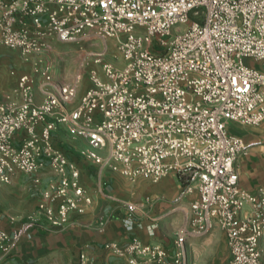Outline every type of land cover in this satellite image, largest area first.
<instances>
[{"label":"built area","instance_id":"obj_1","mask_svg":"<svg viewBox=\"0 0 264 264\" xmlns=\"http://www.w3.org/2000/svg\"><path fill=\"white\" fill-rule=\"evenodd\" d=\"M92 39L114 40L124 63L106 60L105 50L88 53L84 60L101 64L103 76L91 68L74 105L82 75L57 82L51 53L57 43ZM0 41L26 58L38 55L17 78L18 99L0 101V187L17 171L35 175V184L47 166L53 173L36 210L12 232L0 226L1 254L41 220L62 228L92 203L77 162L55 140L64 127L86 141L84 159L131 181L174 174L178 199L198 194L172 251L132 236L106 242L113 255L129 264H187V238L218 223L226 264H264V189L240 186L235 162L249 144L228 130L230 122L264 121V69L251 63H264V0H0ZM125 207L132 230L137 205ZM79 259L89 262L85 251Z\"/></svg>","mask_w":264,"mask_h":264},{"label":"crops","instance_id":"obj_2","mask_svg":"<svg viewBox=\"0 0 264 264\" xmlns=\"http://www.w3.org/2000/svg\"><path fill=\"white\" fill-rule=\"evenodd\" d=\"M16 82L17 77L14 81L5 70L0 71V101L6 100L8 93L18 99L13 93ZM228 130L249 144L247 153L239 155L235 162L240 186L249 191L264 189V121L258 125L230 122ZM56 135L55 131L54 137ZM75 141L81 147L86 144L83 138ZM56 142L77 162L81 182L92 203L83 213H72L65 227H48L45 220H41L32 227L31 236H23L10 254L0 253V264H81L82 251L89 257L87 264H129L126 259L106 250L104 244L111 240L125 243L132 236H138L145 243L161 244L172 251L177 232L190 214V203L198 196L196 192L178 199L182 185L174 174L157 182L143 177L131 181L107 165L81 157L78 154L81 147L72 153L60 140ZM20 174L26 173L17 171L11 180L13 184L0 187V226L9 232L18 228L21 221L36 210L40 191L53 176L47 166L37 175L40 184L34 183L36 176L31 174L26 175L33 177V184H20ZM127 202L137 205L132 230L125 225ZM12 216L17 220L12 221ZM152 224H156L153 230L150 229ZM191 237L194 238L188 240ZM188 238L187 264H226L229 260L226 234L218 223L207 234ZM261 247H264V236Z\"/></svg>","mask_w":264,"mask_h":264},{"label":"rangeland","instance_id":"obj_3","mask_svg":"<svg viewBox=\"0 0 264 264\" xmlns=\"http://www.w3.org/2000/svg\"><path fill=\"white\" fill-rule=\"evenodd\" d=\"M183 28L186 27L185 24L180 25ZM1 42V41H0ZM105 50V59L112 61L117 65H122L124 61L119 56L118 49L114 40L112 39H92V40H81L79 42L73 43H57L55 45L54 52L51 53V57L54 58V78L57 82H69L76 78L77 75L81 74V84L79 88L78 95L74 101V105H77L80 101L81 93L90 84L89 72L91 68L97 69L99 73L103 76L102 65L95 64L90 59H86L88 53L93 51ZM0 71L5 70L8 75L15 78L24 73L28 72L32 64L38 58V55L31 54L26 58L20 50L10 49L1 43L0 46ZM86 57V58H85ZM253 66L264 69V63L262 62H251ZM10 93L6 99L10 98ZM55 140H60L63 146L68 150V152H77V147H81L75 139H73L64 128H60L56 131ZM60 138V139H59ZM56 140V141H57ZM86 146V144H85ZM101 154L105 155L106 149L98 150ZM21 181L20 184H33V177L26 174H20ZM13 184V182L9 183ZM194 237L188 238V240ZM262 248V254L264 258V247Z\"/></svg>","mask_w":264,"mask_h":264}]
</instances>
